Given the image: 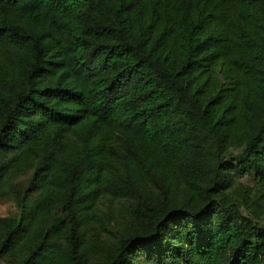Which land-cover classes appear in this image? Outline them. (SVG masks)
Returning a JSON list of instances; mask_svg holds the SVG:
<instances>
[{"label":"trees","instance_id":"trees-1","mask_svg":"<svg viewBox=\"0 0 264 264\" xmlns=\"http://www.w3.org/2000/svg\"><path fill=\"white\" fill-rule=\"evenodd\" d=\"M5 198L7 264H264V0H0Z\"/></svg>","mask_w":264,"mask_h":264},{"label":"rangeland","instance_id":"rangeland-1","mask_svg":"<svg viewBox=\"0 0 264 264\" xmlns=\"http://www.w3.org/2000/svg\"><path fill=\"white\" fill-rule=\"evenodd\" d=\"M251 177H244L241 179L243 183L253 185L255 182ZM13 212V202L10 199H0V216H5ZM0 264H7L4 261L0 260Z\"/></svg>","mask_w":264,"mask_h":264}]
</instances>
